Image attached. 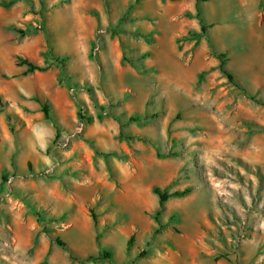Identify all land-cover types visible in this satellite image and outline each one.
<instances>
[{
  "label": "rangeland",
  "instance_id": "1",
  "mask_svg": "<svg viewBox=\"0 0 264 264\" xmlns=\"http://www.w3.org/2000/svg\"><path fill=\"white\" fill-rule=\"evenodd\" d=\"M0 264H264V0H0Z\"/></svg>",
  "mask_w": 264,
  "mask_h": 264
},
{
  "label": "trees",
  "instance_id": "2",
  "mask_svg": "<svg viewBox=\"0 0 264 264\" xmlns=\"http://www.w3.org/2000/svg\"><path fill=\"white\" fill-rule=\"evenodd\" d=\"M206 32V28L203 26L202 27V33ZM217 59L220 61V70L224 73V75H226V77L230 80V81H234V77L233 75L229 72V70L226 67V62H225V58L226 56L224 54H217L216 55ZM67 60L63 59V60H59L57 59L56 63L54 65L56 66H64L65 62ZM18 66H27V70L26 73H35V72H45L49 69L48 67H39L35 64H33L31 61H29L28 59H18L17 62ZM65 67V66H64ZM79 112H78V117L80 119V121H84L86 124L90 123V119L88 118V116L86 115V111L83 108V105L79 104ZM105 111V109L103 108V112ZM43 112L44 115L46 117L47 120L49 121H53L52 116L50 114V109H49V104L45 103L43 104ZM56 127L59 128V126L56 124ZM154 193L155 195L158 197V210H157V217L155 218V221L157 224H161L159 216H161L162 212L165 210V206L166 203L169 202L172 198H181V197H185L187 194L190 193V190L186 189L183 191H174L172 193H170L167 190H160L158 188L154 189ZM92 214V218L93 220L96 222L97 221V215L95 214L94 211H91ZM133 237H131V239L128 242V247L131 246V244L133 243ZM60 246H64V243H62L60 240L57 239L56 241Z\"/></svg>",
  "mask_w": 264,
  "mask_h": 264
},
{
  "label": "crops",
  "instance_id": "3",
  "mask_svg": "<svg viewBox=\"0 0 264 264\" xmlns=\"http://www.w3.org/2000/svg\"><path fill=\"white\" fill-rule=\"evenodd\" d=\"M254 11H257L258 12V10H257L256 7H254ZM148 27L150 28V31H154L153 28H151L152 26L148 25ZM153 33H152V35H154ZM130 34H124V36H122V37L125 38L129 42V44H131V43L134 44V42L132 41V37L130 36ZM137 34L147 35L148 34V31H141V32H138ZM135 42L138 43V46L137 47H135V48H132L131 47V49L126 48L127 49L126 51H128V53L132 56L131 61H133V62L132 63H126L127 61H125V63H123V65H122L121 62H122V59H124V58L122 57L123 55H121V58L115 62V65L112 66L113 68H115L117 70L116 72H118V74H120V72H123L121 70L126 69V70H130L131 74L135 75L138 68H136L134 61H136V64H137L138 57L140 55H143L145 52H148V51H149L150 54L145 59L144 62H146V65H148V64L152 65L153 64L152 62L149 61L151 59L152 55H154L151 52L152 48L150 46H147L146 44L141 43V41L135 40ZM201 50H203V49H201ZM172 52L174 54V59H178L179 58L180 60H182L181 59L182 56L180 57V53L178 52V50H176V51L173 50ZM125 64H126V66H124ZM175 64L178 66V63L175 62ZM193 66H194V63L192 65H184V68L186 69L184 72H189L190 73V74L187 73L188 77L194 76V75L197 76L199 74L198 72H199V69L201 68L200 64H198L197 66H194V67ZM116 77L119 79V82L123 83V76L122 75H116ZM51 122H54L55 123L54 120L51 121ZM56 124L59 126L58 123H56Z\"/></svg>",
  "mask_w": 264,
  "mask_h": 264
},
{
  "label": "built area",
  "instance_id": "4",
  "mask_svg": "<svg viewBox=\"0 0 264 264\" xmlns=\"http://www.w3.org/2000/svg\"><path fill=\"white\" fill-rule=\"evenodd\" d=\"M97 52H98V46H96V48L94 49V55L97 54ZM85 124L86 123L84 121H81V125L79 126L76 132L77 134L81 133V131L83 130V126L85 127Z\"/></svg>",
  "mask_w": 264,
  "mask_h": 264
}]
</instances>
